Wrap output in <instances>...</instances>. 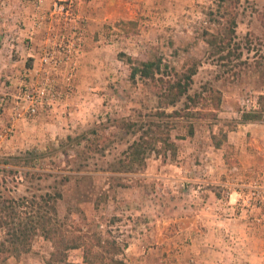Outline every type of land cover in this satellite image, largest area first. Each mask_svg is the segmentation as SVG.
Instances as JSON below:
<instances>
[{"label":"rangeland","instance_id":"rangeland-1","mask_svg":"<svg viewBox=\"0 0 264 264\" xmlns=\"http://www.w3.org/2000/svg\"><path fill=\"white\" fill-rule=\"evenodd\" d=\"M123 54L160 60L173 80L193 72L185 94L169 104L159 82L132 83ZM39 90L30 114L24 91ZM258 94L264 0H0V197L59 192L57 223L81 244L66 252L72 264H85V248L90 264H130L126 238L173 230L183 214L226 262L264 264V119L237 123ZM127 121L160 138L139 160ZM51 249L35 235L0 264H47Z\"/></svg>","mask_w":264,"mask_h":264},{"label":"trees","instance_id":"trees-1","mask_svg":"<svg viewBox=\"0 0 264 264\" xmlns=\"http://www.w3.org/2000/svg\"><path fill=\"white\" fill-rule=\"evenodd\" d=\"M122 57H124L123 61L128 66V79L132 83L136 80L159 82V94L157 97L167 98L169 104H173L185 94L191 81L190 75L193 72L173 73L172 76L176 77L173 80L169 78V73L164 72L163 69L166 66L161 64L158 59L143 61L125 54ZM186 98L194 102L191 96L186 95ZM217 100L218 98H216L215 106L218 104ZM256 104L257 106L254 109L241 111L237 123L262 121L264 119V94H258ZM122 127L127 129V131H139L141 133L137 140L133 141L128 147V151L134 160H139V155L143 154L146 149H154L151 143L160 139L154 135L155 131H152L151 137L143 129L142 124L136 121L124 122ZM191 133V129H189L188 134ZM220 134L221 138L214 134L210 135L212 145L215 148H219L221 142L226 141L225 133L220 132ZM148 137H150V140H148ZM79 138V136L71 137L67 135L65 140L68 143H72L74 139ZM162 142L165 148H173V145L165 139ZM74 143L78 144L77 142ZM60 151L65 158L68 156L66 151L62 149ZM3 170L0 169L1 172ZM7 171L10 172V170ZM60 198L61 194L59 192L39 195L37 201L34 199L28 200L24 196L17 199L0 197V259L26 252L29 249L32 238L35 235H40L50 241L52 247L46 260L47 264H72L66 260V252L69 249L81 246V244L70 239L60 229V224L57 223L55 201ZM96 245L98 246V242ZM108 245L111 248V254L121 252L114 241L109 242ZM89 252L90 248L83 250L82 260L85 264L91 263L88 257ZM114 261L121 263L119 260Z\"/></svg>","mask_w":264,"mask_h":264},{"label":"crops","instance_id":"crops-1","mask_svg":"<svg viewBox=\"0 0 264 264\" xmlns=\"http://www.w3.org/2000/svg\"><path fill=\"white\" fill-rule=\"evenodd\" d=\"M87 46V40H85L77 56L80 61L87 55V52H85ZM18 123L19 122H14L12 126H17ZM174 170L180 171L181 168L175 167ZM174 174L178 175L175 172ZM174 174H172L173 179L179 178V176H174ZM169 179L168 177L167 180ZM231 200L232 198L230 197L229 201ZM143 205L145 204H139L140 207ZM190 216L191 215L183 214V216L169 218L175 221V225H172L174 228L173 230H167L164 225L161 226L162 230H159L156 226L154 227L155 230L150 229V231L148 230L142 233H132L129 238H126L129 242L124 247V251L127 253L126 257L129 260L128 263L230 264L226 262L227 257L222 248L215 247V245L212 246L210 243L209 246H207L205 242H200V240L205 239L207 236L212 237V235H209L211 232L204 233L203 231H199L196 225V217L191 220ZM216 217L219 218L218 216ZM162 221L166 223L168 220ZM187 238L190 239V243L185 245L186 243H184V240Z\"/></svg>","mask_w":264,"mask_h":264},{"label":"built area","instance_id":"built-area-1","mask_svg":"<svg viewBox=\"0 0 264 264\" xmlns=\"http://www.w3.org/2000/svg\"><path fill=\"white\" fill-rule=\"evenodd\" d=\"M24 93H25L24 97L29 101V104H28L26 109H27L28 113L33 114L35 112V109H36L35 105H36L37 102H39V99L44 94V91L43 90H39L37 92L38 95L36 94L35 98H34L33 94L30 93L29 91H24ZM36 98H38V100H36Z\"/></svg>","mask_w":264,"mask_h":264}]
</instances>
